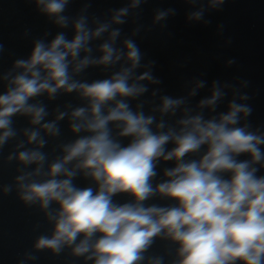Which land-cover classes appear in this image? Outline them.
Wrapping results in <instances>:
<instances>
[{"label":"clouds","instance_id":"9594fccd","mask_svg":"<svg viewBox=\"0 0 264 264\" xmlns=\"http://www.w3.org/2000/svg\"><path fill=\"white\" fill-rule=\"evenodd\" d=\"M28 2L51 27L26 28L30 52L0 66V167L16 165L0 196L14 192L49 228L18 264L66 249L84 264H264V125L249 120L250 82L201 73L183 80V94L166 93L138 38L163 32L174 7L153 9L145 24L149 0L102 14L92 0L75 14L73 0ZM227 2L182 0L185 22L207 26ZM5 52L0 42V60ZM90 69L102 78L89 79ZM62 96L78 102L49 107ZM156 199L167 203H148ZM158 240L163 254L150 252Z\"/></svg>","mask_w":264,"mask_h":264}]
</instances>
